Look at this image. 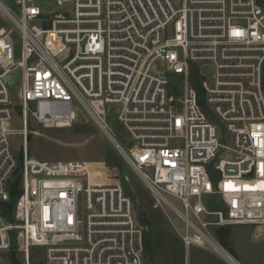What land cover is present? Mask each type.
<instances>
[{"label": "built area", "instance_id": "built-area-1", "mask_svg": "<svg viewBox=\"0 0 264 264\" xmlns=\"http://www.w3.org/2000/svg\"><path fill=\"white\" fill-rule=\"evenodd\" d=\"M41 1L0 0V204L9 203L0 207V254L17 241L22 264L39 248L38 264H146L122 185L103 183L92 164L28 156L29 121L69 129L81 108L140 176L153 208L183 223L186 248L239 264L209 230L264 226V0H54L46 14Z\"/></svg>", "mask_w": 264, "mask_h": 264}, {"label": "rangeland", "instance_id": "rangeland-1", "mask_svg": "<svg viewBox=\"0 0 264 264\" xmlns=\"http://www.w3.org/2000/svg\"><path fill=\"white\" fill-rule=\"evenodd\" d=\"M44 14L56 11L54 0H42L39 4ZM2 21V20H0ZM1 24V23H0ZM4 24L2 23L0 28ZM4 28V27H3ZM7 37V50L12 45ZM206 81H210L211 67L200 69ZM264 89V66L262 69ZM16 87L11 89L13 102L16 101ZM17 116H21V108L17 102ZM72 127L62 130H47L32 120L28 123L27 152L30 158L56 163L85 162L92 164L100 172V179L105 184H120L133 201L135 219L144 232V262L146 264H226L210 252L197 247L186 248L181 240L183 223L170 210L167 215L160 209L153 208V197L148 192L140 176L129 167L115 150L109 140L97 127L88 120L81 108ZM214 119V118H213ZM218 133L222 134V126L213 120ZM11 127L21 128V120L15 117ZM113 137L121 144L124 132L116 122H111ZM21 137L13 135L11 143L16 156H21ZM204 205L210 209L218 208L215 198H206ZM174 205L182 210L179 204ZM211 236L221 244L239 264H264V226H225L211 227ZM147 241L149 246H147ZM15 241L7 254H0V264H13V260L22 264V256ZM42 249L31 252V264H38Z\"/></svg>", "mask_w": 264, "mask_h": 264}, {"label": "water", "instance_id": "water-1", "mask_svg": "<svg viewBox=\"0 0 264 264\" xmlns=\"http://www.w3.org/2000/svg\"><path fill=\"white\" fill-rule=\"evenodd\" d=\"M42 25H43L44 28H49L50 27V23H48V22H44ZM17 80H18V73H14L12 75H8V76H6L4 78V81H5V83H6V85L8 87H12L13 85H15ZM12 181H13V179H12ZM0 207L3 208V209H6V208L9 207V203H1Z\"/></svg>", "mask_w": 264, "mask_h": 264}, {"label": "trees", "instance_id": "trees-1", "mask_svg": "<svg viewBox=\"0 0 264 264\" xmlns=\"http://www.w3.org/2000/svg\"><path fill=\"white\" fill-rule=\"evenodd\" d=\"M147 246H149V242L147 241ZM13 264H19L18 262H16L15 260H13Z\"/></svg>", "mask_w": 264, "mask_h": 264}]
</instances>
